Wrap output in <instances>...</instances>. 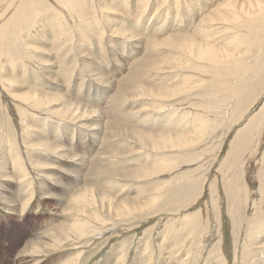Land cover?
Returning <instances> with one entry per match:
<instances>
[{
	"label": "bare ground",
	"instance_id": "1",
	"mask_svg": "<svg viewBox=\"0 0 264 264\" xmlns=\"http://www.w3.org/2000/svg\"><path fill=\"white\" fill-rule=\"evenodd\" d=\"M3 1L4 0H0V7L3 6ZM79 1L83 8H86L89 4V0ZM101 1H104L105 4L111 7H106L105 5L101 7ZM122 1L126 4L130 3L128 5L129 9H131L134 14H137L138 10H141L144 16L149 7V10L154 9L153 4L155 0H98L96 7L98 11H100V14L109 11L115 15V17H112V19H115L121 12H119L114 5L118 6V3ZM162 2L163 4L155 8L152 14L153 16H151L152 20L156 19L157 21V18H159V24L157 25L159 27L156 28V22H154V32L150 31L145 38H143L141 34L143 35V30L148 27L145 25H135V19L128 17L127 15L129 14L123 13L124 15L121 17V20L115 19L117 20L115 22L118 25L120 23L122 24V22L127 24L125 30H131L132 33H127L120 26L115 29V25L112 27L104 22V27L101 26L100 28L102 31L101 34L103 33L104 35L106 33L111 38H118V42L122 40V46L127 45L129 48L130 59L126 65L119 66L116 70V67H114L113 71H109L105 77H97V74L93 75L85 68L77 69L78 55L73 52L74 49H72V45L70 49L65 50L69 46L68 43L71 42L72 44V41L75 40H68L67 38H71V29L75 25L74 16L78 11L75 9L77 0L5 1L4 8L1 9L2 13L0 14V21H3L0 26V96L5 98L7 107L12 114L18 111L16 105L19 104L22 111L21 113L18 111V113L25 116L29 113L31 117L36 118L34 119V123L42 125L39 129V127H36L35 124L30 122L32 125L28 127L31 129L29 135L31 137L34 136L39 142L27 143L23 140L25 147L31 152L28 156L29 162L27 158H23L19 153V155H17L16 151L11 148L10 151L13 152H10L11 157H8L6 161L0 163V173H2L1 176L4 181L6 183L16 181L15 185H20L21 183L24 195L21 205L15 204V202H6L2 196L1 199L2 201L4 200L3 203L8 206L7 210L16 215H24V213L30 211L35 203V193H37L33 187L35 178L29 172L31 168L28 164H37V161H35L37 159L34 160L32 157V154L36 153L35 150H44L46 155L52 154L55 150L53 141L56 139L55 136L58 134V131L55 129L49 130L48 134H50V136L46 137V132H44V130L49 128V125H55V123L59 122L58 120H64L65 124L77 121L83 129L90 134L89 139L83 136V133H81L80 137H77L76 140L73 138L74 140L71 146L69 145V134L67 136L65 134L66 143L68 145L66 150L71 153V156H60L67 166H71V171H73H62V179L66 181L65 189L68 195H71L74 189H76L65 211H67L68 219L70 216L69 214L72 212L74 213V218L76 217L77 219L70 216L72 219L71 224L62 222L63 225L59 224L60 227L57 226L58 228L52 229V231L48 233H39L37 238L40 242L35 243L32 241V246L29 244L31 247L26 249V255L24 256L28 258L58 257L56 256V251H64L63 248L65 245L67 246L69 243L72 246H74V244L79 245L77 242L79 239L80 241H85L94 236L96 237L98 234L97 230L101 225L99 224L101 221L96 218V215L101 213L103 218L107 219L109 217V210L114 209L117 202L118 208L121 210L116 211V216L124 212L122 209L124 207H128L129 209L133 207V210L136 209V206L131 205L134 204L135 201L121 198L114 202L109 195L101 192L98 187H96V184L103 182L102 186L106 183L118 187L120 183L122 186H125L126 184L124 183H129V180L137 183L139 182L138 180L141 181L142 179L151 178L152 181V178L157 177L159 174L165 176L164 173L166 172H175L176 168L179 166L177 162L179 160L187 162V158L190 157L189 155H195L194 151L198 148L201 149L198 150L196 154L200 156L205 154V146L207 143L203 142L207 129L203 126L206 116L203 113L197 117H189L188 108L191 107V99H194L190 97L192 93L190 90L193 88L188 87L190 83L208 82L209 84L204 87L201 93L198 92V95L204 96L210 93H223V98L238 100L237 111L243 108L244 101L252 98L257 91L259 92L261 89L262 92L259 93L260 96L258 99L262 100L264 96V0H186L185 2L181 0H162ZM48 5H51L52 9ZM81 8H79L80 11ZM49 13H51L53 17L54 14L57 17L58 30L61 32V38L63 39V63L65 64L63 76L68 82H76V84L73 83L74 87H79L77 92L75 88L71 90V96L74 100L57 94H54L53 98L47 95L46 91H63V87L57 79L60 77L59 69H55L57 67H55L54 63H51L52 61L42 62L46 64V66L42 67L40 65L41 68H44L45 75L47 74L48 76L47 78L50 79L48 80L43 75V70L39 67L36 68L33 64L32 60H34L35 63L37 62L35 58L32 57V60L30 58V62L27 63L23 54L24 52L22 53L16 49L19 41H21V46L25 45V38L23 39L21 35L23 29H27L30 34L36 27H39V29L44 32L46 31V33L51 32V30L55 28L54 23L47 24L44 20L41 21V18ZM182 13H184L185 17L181 19L182 21L180 20L181 22L176 20V23L173 22L167 27L165 20H167L169 16L180 19L178 17L181 16ZM161 14L162 17H160ZM99 17H101V15H99ZM160 24H162V26H160ZM139 27L142 28L141 31ZM176 29L180 30L181 33L176 34ZM157 32L162 34L157 36ZM73 35L72 37H74ZM172 39H174L175 42L169 44ZM110 42H103L105 47L102 48L104 51L108 48ZM114 42L117 43L116 40ZM227 44L230 47H227ZM5 46L8 47V49L11 48V52L13 53V55H11L12 58L8 60V64L3 62L4 50L7 49ZM79 46L86 47V44L85 42L79 43ZM164 46H168L169 48L166 49L165 52H162L160 49ZM28 47L31 48L30 45ZM119 48H117L116 51L120 52ZM238 48L239 53L233 51ZM248 52L251 54L249 59L245 56ZM71 57V61L66 62ZM86 57L91 58L89 54H87ZM19 60L22 62L21 64L24 67V71H27V67L30 64L33 68L37 69L38 72L33 71L31 67L32 74L30 78L35 84L31 86L32 90L29 89L28 92L25 91L22 94L16 95L20 96L19 99H16L10 97L9 94L5 92V88L8 86V82L12 83L10 79L6 77L15 72L17 65L16 61ZM207 70H212L215 75L206 80L196 79V77L201 75V71L205 72ZM224 70L227 72V75H220ZM117 73L119 74L116 75ZM222 85L227 86L224 89H220L219 87ZM85 87L87 90L83 94L82 90ZM91 98H93L92 105L96 107L104 106V110H102L105 112L102 111L97 113L98 110L87 109L88 107L86 108L83 103L88 102ZM100 98L101 102H99ZM261 100H259V102ZM54 104L62 107L57 110L54 109L55 111L48 110L49 106ZM105 104H107V111L105 109ZM261 104H263L262 108L254 113V115L250 116L247 121L248 124L246 125L245 134H242V144L244 145L252 140L254 131H256V134L258 133L259 137L255 146H259V143L262 141L261 134L264 132V100H262ZM136 106L141 108L135 111L134 107ZM89 113L97 114L96 117L99 118L98 121L102 123L91 126L88 122H92L93 118L89 117ZM86 114L89 115L86 116ZM41 116L44 118L41 119ZM22 119L24 120V118ZM47 119H52L53 121L51 122L50 120V123L46 124ZM105 120L107 121L104 122ZM41 127H43L44 130H41ZM55 127H57L58 130L61 129L60 124L55 125ZM103 142H106L108 145L110 142H116L118 147L121 144H130L133 148L129 149L126 153L120 152L119 155L121 157H119L114 152H111V149H109L110 147L108 148L109 150L104 148L102 146L104 144ZM222 143L223 140L221 144ZM181 145L187 148L190 146V148H194L198 145L200 146L193 150L189 148L190 151L183 154L176 153L178 150L177 148ZM245 146L247 147V145ZM97 148L99 150L102 148V152L97 151L96 153ZM137 148H139V150H137ZM73 149L75 154H73ZM211 157L214 160L216 154L213 156L211 155ZM208 159L209 156L205 158L204 161ZM124 162H143L145 165H138L132 168L118 167V164H125ZM191 162L192 161H189L190 165L192 164ZM189 163L187 164L189 165ZM195 165L199 166V163ZM202 167L203 166H200L199 169H197L198 167L187 169L181 176L177 173L173 179L170 177L166 180H163V178H156L157 180L150 182L154 185L149 189L150 197L148 199L151 202L150 204L158 203L161 199L168 196L170 191L167 189L169 188H171L169 198L171 197L173 199H180L184 191L189 193L190 191L197 190V188L206 181V174L204 175V179L201 177V180L195 183L190 182V179H193V173L201 170ZM86 172H88L87 175L85 174ZM260 174V188L264 191V171L262 168L260 169ZM87 176L90 177V182L87 183L88 181H86V183L81 186L85 181L84 178ZM144 183L147 182L144 181ZM179 184L180 187L176 188ZM135 191L137 193L140 192L137 190ZM106 199L109 200L107 211H105ZM139 205L143 206L144 204L141 203ZM133 210L131 209L130 211L133 212ZM141 210L142 209H140V211ZM161 211L163 210L161 209ZM88 212H92V214ZM105 212L106 215L103 214ZM124 214H127V212ZM168 217H171V215ZM189 218L191 219L192 217ZM68 219L64 222L68 221ZM105 221L106 220H103L102 224L105 223ZM254 221L257 222V220ZM76 249L79 248L76 247ZM81 255L82 252L77 254L73 258L74 263L72 264H79L78 262ZM22 260L21 262L20 260L16 263L13 262V264H20Z\"/></svg>",
	"mask_w": 264,
	"mask_h": 264
},
{
	"label": "rangeland",
	"instance_id": "2",
	"mask_svg": "<svg viewBox=\"0 0 264 264\" xmlns=\"http://www.w3.org/2000/svg\"><path fill=\"white\" fill-rule=\"evenodd\" d=\"M5 1L6 0L2 3L3 6L0 7V14L2 13L1 9L4 8ZM181 1L185 2L186 0ZM96 4H98V0H89V4L86 8H83L80 1L77 0L75 9L78 11L74 16L75 25L71 29L74 37L70 34L71 38H67L68 40H75H71L72 44L69 42V46L65 50H68L73 46V52L78 55L77 69L85 68L90 71L91 74H97V77H105L109 71H113L114 67H116V70L119 66L126 65L130 59V53L127 45L122 46V40H119L118 42V38H111L106 33L104 35L103 33L101 34L102 31L100 28L101 26L104 27V22L112 27L115 25V29L120 26L125 30L127 24L122 22V24L120 23L118 25L115 21H120L124 14H129L127 15L128 17L135 19V25H145L148 27L143 30L144 34H141V36L145 38L150 31L154 32V22H156V28L159 27L157 26L159 24V18H157L156 21V19L152 20L151 16H153L154 9L161 6L163 2L162 0H155L153 4L154 9L149 10V7V11L147 10L145 13L146 15L143 16L141 10H138V13L134 14L133 11L129 9L128 5L130 3L126 4L122 1L121 3H118V6L114 5L117 10L121 12V14L115 18L117 20L114 18L112 19L115 15L109 11L100 14ZM101 4V7L104 5L106 7H111L105 4L104 1H101ZM48 6L52 9L51 5ZM79 8H81V11ZM99 15H101V17H99ZM54 17L49 13L45 17L43 16L41 21L44 20L47 24L54 23L55 28H53V30L55 32L53 30H51V32L47 31L48 34L46 31L44 32L39 29V27H36L37 29L35 28V30L29 34L27 29H23L21 35L23 36V39L25 38V45H23L24 48L21 46V41H19L16 49L22 53L24 52L23 54L27 63L30 62V58L31 60L32 57L35 58L37 62L35 63L34 60L32 61L36 68L46 66V64L42 62L52 61L51 63H54L55 67H57L55 69H59L60 77L57 79L61 83L63 91H46L47 95H50V98H53L54 94H57L74 100L71 96V90L72 88L73 90L75 88L77 92L79 87H74L73 85L76 84V82H68L63 76V69L65 67V64L63 63V39L61 38V32L58 30V19L55 14ZM160 17H162V14ZM184 17V13L178 17L180 19H176L174 16H169L168 19L165 20L167 27L173 22L176 23V20L181 22V19ZM2 23L3 21H0V26ZM160 26H162V24H160ZM139 30L141 31L142 28L139 27ZM125 31L127 33H132L131 30ZM175 32L176 34L181 33V31L177 29ZM161 34L162 33L157 32V36H160ZM115 40L117 43L114 42ZM84 42L86 47H80L79 43L81 44ZM103 42H110L105 51L102 48L105 47ZM172 42H175V40L172 39L169 44ZM29 45L31 48L28 47ZM226 46L230 47L228 44ZM5 48L7 49L4 50L3 62L8 64V60L12 58L11 55H13V53L11 52V48L8 49L6 46ZM117 48L120 49V52L116 51ZM168 48V46H164L160 50L165 52ZM233 51L239 53V48L234 49ZM87 54H89L91 58H87ZM245 56L249 59L251 54L248 52ZM71 59L72 57L66 62L71 61ZM20 61L21 60L16 61L17 65L15 72H13L14 75L11 74L6 77L10 79L12 83H7L8 86L5 88V92L8 93L10 97L16 99L20 98V96L16 95L22 94L25 91L28 92L29 89L32 90L31 86L35 83L31 81L30 75L32 74V70L38 72V70L33 68L30 64L28 66L30 69L27 67V71H24V67ZM41 69L43 70V75L47 78L48 76L47 74L45 75L44 68ZM118 74L119 73L116 75ZM200 74L201 75L196 77L197 80H206L215 75L212 70H207L205 72L201 71ZM220 75L226 76L227 72L224 70ZM47 79L50 80L49 78ZM198 83L199 82H195L188 85L190 88L193 87L191 88L192 90H190L192 92L190 97L194 98L190 101L191 107L188 108V112L190 114L189 117H197L203 113L206 116L205 124L203 126L207 129L203 142L207 143L205 146V154L202 156L196 154V152L201 149L198 148L194 151L195 155H189L190 157L187 158V162H183V160L177 162V165L179 166L176 168L175 172H166L164 173L165 176L159 174L157 177H153L152 181L151 178L142 179L141 181L138 180L139 182H137V184L132 182V180H129V183H124L126 184L125 186H122L120 183V186L118 187L106 183L102 186L103 182L96 184V187H98L101 192L109 195L114 202L121 198L135 201V203L131 205L136 206V209L133 210L132 207L131 209L133 212H131V209L124 207L122 208L124 212L119 216H116V211L121 210L118 208L117 202L114 209L109 210V217L107 219L103 218L101 213L96 215V218L101 221V223H99L101 225L97 230L98 234L96 237L94 236L85 241H80L79 239L77 240L79 245L74 244V246H72L70 243L67 244V246L65 245L63 248L64 251H56V256L58 257L28 258L24 256L26 255L25 251L32 246L33 242H40L37 238L39 233H48L52 231V229L60 227L59 224L63 225V223L67 222L71 224L72 219L70 216L74 218V213L72 212L69 214L70 216L68 219L67 211H65L69 200L76 192V189H74L73 193L68 195V192L65 189L66 181L62 179V171L73 172L71 171V166H67L66 163L63 162L62 157H60L61 155L71 156V153L66 150L68 145L66 143L65 134L66 136L69 134L70 146L74 140L73 138L76 140L77 137H80L81 133H83L82 135L88 139L90 138L89 132H86L77 121L65 124L64 120H58L59 122L55 123V125L60 124V130H58L53 124L49 125V128L45 130L41 127V130L46 132V137L50 136V134H48L49 130L55 129L58 131V134L55 136L56 139L53 141L56 151L54 150L52 154L50 153L46 155L44 150L37 149L35 150L36 153L32 154L33 156L31 155L34 160L37 159L35 160L37 161L36 165L28 164L31 168V171L29 172L35 178L33 187L37 193H35V203L29 212L24 213V215H16L7 210L8 206L3 203L4 200L2 201L1 197L3 196L6 202H15V204L21 205L24 196L23 189L21 183L20 185H15L16 181L6 183L1 176L2 173H0V264H13V262L16 263L19 260L21 262L22 259V263L20 264H72L74 263L73 258L81 252L82 255L78 262L79 264H222L223 261V264H264V191L260 188V169L262 168L264 171V132L261 134L262 141L259 143V146H255V143L259 138L258 133H255L256 131L252 134V140L248 142V144H245L247 147L242 144V136L245 134L248 119L263 106L261 102L264 100V96L262 100L258 99L260 96L259 93L262 92V89L259 92L257 91L252 98L244 101L243 108L237 111L238 100L223 98V93H210L204 96L198 95V92L201 93L204 87L209 84L205 81L199 83V85L202 84L199 86ZM226 86L227 85H222L219 88L224 89ZM86 87L82 90L83 94L87 90ZM259 100L261 101L259 102ZM92 101L93 98L89 99L88 102L81 103L85 104V107H88L87 109L90 108L89 110H98L97 113L104 110V106L96 107L92 105ZM99 102H101V98L99 99ZM106 106L107 104H105V109L107 111L108 109ZM138 106H136L137 108L134 107L135 111L136 109L138 110L141 108ZM61 107L62 106L54 104L50 105L48 110L55 111ZM16 108L21 113L22 108L19 104L16 105ZM18 111L12 114L7 107L5 98L0 96V163L6 161L8 157H11L10 154L13 153L10 151L11 148L16 151L17 155L20 154L23 158H27L28 161V156L31 152L25 147L24 141L27 143L39 142L34 136L31 137L29 135L31 129L28 127L35 124L36 127H39L40 129V126L42 125L34 123V119L36 118L31 117L29 113L25 116L18 113ZM89 114V117L93 118L92 122H88L91 126H96L102 123L98 121L99 118L96 117L97 114ZM89 114H86V116ZM22 118H24V120ZM42 118L44 117L41 116V119ZM50 120L51 122L53 121L52 119H47L46 124H49ZM106 121L107 120L104 122ZM222 140L223 143L221 144ZM103 143L102 146L104 148H107V150L111 149V152H114L119 157H121L119 155L120 152L126 153L129 149L133 148L130 144H128V148L127 144H121L118 147L116 142H110L111 144L109 143V145L106 144V142ZM199 146L200 145L195 146L194 148H190V146L187 148L184 145H181L177 148L178 150L176 153L183 154L190 151V149L193 150ZM101 150L102 148L100 150L97 148L96 153L97 151L102 152ZM137 150H139V148H137ZM73 154H75L74 149ZM214 154H216V158L213 160L211 155L213 156ZM139 155L144 156L142 154ZM208 156L209 159L204 161ZM188 160L192 161L191 165ZM124 163L125 164H118V167L132 168L138 165H145L143 162ZM187 163H189V165ZM196 163H199V166H196ZM200 166H203L201 168L202 172L201 170H198L193 173V179H190V182L195 183L200 181L201 177L204 179V177L207 176L206 181L202 183L197 190L190 191L189 193L184 191V194L180 199H173L171 197L169 198L171 192V188H169L167 189L170 191L168 196L161 199L158 203L150 204L151 202L148 199L150 197L149 189L154 186L150 182L157 180L156 178H163V180H166L170 177L173 179L177 173L181 176V174L187 169L194 167H198L197 169H199ZM85 174L87 175L88 172ZM84 180L85 181L81 186H83L86 181L89 183L91 179L87 176ZM144 181L147 183H144ZM178 187H180V184L176 186V188ZM135 190L140 192L137 193ZM108 203L109 200L106 199L105 211H107V208L109 207ZM141 203L144 205L140 206L139 204ZM160 208L163 211H161ZM140 209L142 210L140 211ZM126 212L127 214H124ZM88 213L92 214V212ZM103 214L106 215V212ZM170 215L171 217H168ZM188 216L192 218L190 219ZM66 219H68V221L64 222ZM74 219L77 218L75 217ZM103 220L106 221L102 224ZM254 220H257V222ZM76 247L79 249H76Z\"/></svg>",
	"mask_w": 264,
	"mask_h": 264
}]
</instances>
